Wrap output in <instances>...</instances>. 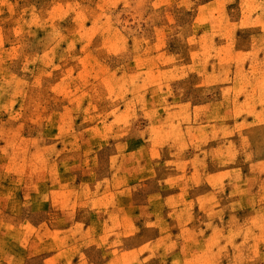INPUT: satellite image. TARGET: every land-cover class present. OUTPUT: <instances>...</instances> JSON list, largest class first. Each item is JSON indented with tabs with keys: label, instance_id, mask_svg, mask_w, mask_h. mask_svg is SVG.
I'll return each mask as SVG.
<instances>
[{
	"label": "rangeland",
	"instance_id": "374dc122",
	"mask_svg": "<svg viewBox=\"0 0 264 264\" xmlns=\"http://www.w3.org/2000/svg\"><path fill=\"white\" fill-rule=\"evenodd\" d=\"M151 1L0 0V225L65 231L74 264H255L264 164L188 53L209 0ZM153 38L168 56L134 58Z\"/></svg>",
	"mask_w": 264,
	"mask_h": 264
},
{
	"label": "crops",
	"instance_id": "0c3cea01",
	"mask_svg": "<svg viewBox=\"0 0 264 264\" xmlns=\"http://www.w3.org/2000/svg\"><path fill=\"white\" fill-rule=\"evenodd\" d=\"M188 2L189 0H181L183 5ZM170 3V0L151 1V5L155 7L169 6ZM193 24L203 27L195 34L188 35L187 42L194 41L196 45L195 48L188 49L189 55L222 60V63L220 60L217 62L220 68L215 70V81L218 86L225 82L231 90V95L226 100L228 116L219 113L218 119L246 122L244 137L248 144L245 153L251 160L245 164H264V144L261 143L260 149L257 145L253 146L252 142L249 143V138L257 137L259 131L260 136H264V60L258 63L253 59L252 41L254 38L264 37V0H209L200 3L195 9ZM158 43L159 40L149 39V47L145 51L141 48L134 49V58L168 56V53L158 50ZM237 89L243 95L235 96L234 91ZM232 143L234 141L230 140L229 144ZM254 151L260 154L257 156L258 160L251 156ZM259 211L264 215V206ZM6 212L2 215L6 224L0 225V248H5L0 255V264H26L39 258L43 264H74L70 248L62 244L60 234L65 231L50 229L49 226L13 227L7 225L10 216ZM242 248L246 249L243 254L247 257V263L253 261V249H256L258 260L255 259V264H264V224L260 239L246 243Z\"/></svg>",
	"mask_w": 264,
	"mask_h": 264
}]
</instances>
